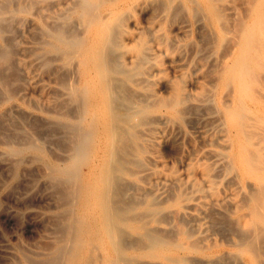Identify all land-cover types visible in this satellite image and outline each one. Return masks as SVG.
<instances>
[{
	"label": "bare ground",
	"instance_id": "6f19581e",
	"mask_svg": "<svg viewBox=\"0 0 264 264\" xmlns=\"http://www.w3.org/2000/svg\"><path fill=\"white\" fill-rule=\"evenodd\" d=\"M44 72L62 153L42 117L44 145L2 126L13 167L33 153L62 200L23 264H264V0H0V94Z\"/></svg>",
	"mask_w": 264,
	"mask_h": 264
},
{
	"label": "rangeland",
	"instance_id": "374dc122",
	"mask_svg": "<svg viewBox=\"0 0 264 264\" xmlns=\"http://www.w3.org/2000/svg\"><path fill=\"white\" fill-rule=\"evenodd\" d=\"M234 4L238 5L237 1H234ZM22 28H24V27H22ZM22 28L20 26L18 28L19 30L17 29L20 32H18L16 29L13 30V33L15 31H17L21 35L20 36L19 34H17V32H15L14 33L15 35L13 34V36H12V37H14V41L18 45H25V46L34 45L35 38H33V37L35 36V34H34V36L31 37V35H33L32 34L33 29L24 30L25 28L24 29H22ZM11 34H12V30L9 32V35H11ZM24 34H25V36H24ZM17 35H19V36L17 37ZM29 38H33V41H32V39H29ZM23 40H26V41L23 42ZM21 41H22V43L20 44ZM19 57H21V56H19ZM21 76L22 75H20L18 77V79H20L19 81H17L18 79H15V80H13V79L11 80L10 79V80H8V81H10L9 84L7 83L8 81L6 82L7 84L5 83L7 85V86H5V88L7 87L5 90H8V92H10V90L13 88L12 87L11 89H8L11 86L10 84L12 83V85L14 86V85H16L15 83H17V86L18 85L19 86L18 87L14 86L17 89H14V88H13L14 90L12 89V92H14L16 90V92H15L16 94L12 93V92H10V94H9L7 91H6L7 93L4 91L6 93L4 96H2L0 94V99H1L0 109H3V110H0L1 111L0 112V117H1L0 122H1V120H3L4 122L6 121L5 123L3 121L1 122L2 124L0 123L1 124L0 125V131H1V129H3V127H7V129H9L8 132L6 131V134L8 136H6L4 134L5 130H7L6 128H5V130L3 129L1 131L3 133V137H1V134H0V264H17L18 262H19V264L20 263L23 264L24 260L27 258V256H28L27 259H30V260L31 259H33V260L34 259H36V260L41 259V258L44 257L43 255H46V252H49L51 250L50 248L53 247V245L55 243L54 240L56 239V234L59 235L57 233L58 231H56L57 230L56 229V225H58V223H57L58 222L57 221L58 220L57 211L58 212L60 211V207H61L60 203L62 204V200H61V198H57V197H59V194L57 192L58 191L57 187L54 185L55 182L53 183V181L49 177H47V178H48V181H50V183L46 182L47 180H46L45 177L48 176V173H47V171H45L43 173V171L46 170V169H44V170L42 169V168H44V165L41 163V161H39V160L36 161L37 159H35L33 153L24 154L23 157H21L23 159H21L22 161L19 164L21 166H17L15 168V167H13V162L11 163V159H14V158L7 153L5 148L7 147V143L8 142L12 141V139L14 138L13 141H12V144H13V142L15 141V138H17V137H13V135H11L12 139L11 140L8 139V138H10V135L8 134V133H11L10 130L16 131V133L13 132V134H15V135L20 134L18 136H21L24 133L23 138L18 137L20 139V141L16 139L17 143L23 142V139L29 138V139H33L34 140V138H37L36 140H38V141L35 140V142L40 143V144L43 143L42 145H44V142H45L44 140L45 139H49V137L52 134V132L54 130H56L55 127H54L55 123L53 124V122L55 120H57L58 113H56V114L54 113V111H55V109H54L55 107L54 106H55V104L59 103V100H60L59 98L63 97L62 95H60L61 94L60 91H63V89H61L60 86H58L59 83L57 81L59 80V78H57L58 79L57 80L54 77L56 75H54V74L52 75L49 72H46V73L44 72V74L41 73L39 75V76H41V78H39V76H36L37 78L36 77L35 78L38 79V80H35L34 78H33L34 80L33 79L28 80L25 76L24 77L23 76L21 77ZM43 77L46 78V79H43ZM51 78H53V79H51ZM22 79H23V81H22ZM25 80H27V82ZM48 80H50V81H48ZM11 81H13V82H11ZM55 81L58 83V84L56 83L57 85L55 84ZM19 82L22 83L21 85L23 87L24 86H27V87L26 88L25 87L24 88H22V87L20 88L21 85H20ZM36 83H37V85H36ZM38 83H40V85ZM27 84L30 85V87ZM49 84H50V86H49ZM41 85L43 87H45V88L47 87V88L46 89L42 88ZM33 87L35 89H33ZM39 87H41V89ZM38 88H39V90H38ZM55 88L58 89V91L55 90ZM37 90H38V92H37ZM24 91H25V93H24ZM55 92H57L59 94V96H57V93H55ZM21 93H23V94H21ZM54 93H55V95H54ZM12 94H14V95H12ZM24 94H26L25 95L26 97L23 98ZM16 95H17V97H16ZM30 95H32V97H30ZM33 96H35L34 98H37L38 96H40V98L39 99L37 98V100H36V99H33ZM43 96H45V97H43ZM52 96L54 97V100L52 99ZM27 97H29V98H27ZM20 99H22V100H20ZM43 100L45 101L44 103H42ZM3 101H4V103H3ZM38 101H40V102L38 103ZM11 102H12V108H11ZM40 103H41V105H40ZM51 103H52L53 107L50 105ZM15 104H16V106H15ZM42 104H44V105H42ZM47 104L49 105V107L45 108V106ZM24 105H26V106H24ZM35 105L37 106V108L34 107ZM6 106L8 107V110H7ZM40 106H43V108H41ZM1 107H3V108H1ZM49 108H50V110H49ZM51 108H52V110H51ZM20 109H22L23 112ZM30 109H32V110H30ZM41 109H48L49 112H47V110H41ZM56 109H57V107H56ZM6 110H7V112H6ZM11 110H15V112L17 111L18 114L12 116L11 115V113H12ZM25 111L29 112V113L27 114ZM15 112H13V114H15ZM45 112H47V113H45ZM7 113H8V116H7ZM19 114H21V115H19ZM23 114H24V116H23ZM32 114H35V115L31 116ZM53 114H55V115H53ZM36 115L37 116L40 115L39 116L40 118L37 117ZM10 116H12V117H10ZM19 116L22 118L21 121L19 119L20 118ZM41 117L44 119V121L46 123H48V130L49 129L51 130V132L49 131L50 133L48 132L50 135L47 134V132H46L47 128L45 130L43 129V128H45L47 126V124L45 122L42 123V121L40 122V121L37 120V118L39 120H43ZM7 119L9 120V122L11 120H13V122H14L15 119H16L17 121H19V122H17V121L16 122L20 123V125L22 124L21 122L23 120L25 122L23 124L24 125L26 124V125L25 126H21V128H20L19 127L20 125L18 124L19 126H16L17 124L15 122H14L15 124L12 123V122H10L8 124V120ZM29 119H30V123H31V121H32V123L35 122L33 124V126L35 125L36 128L33 127V126H32V128H28V127H31V125L29 123ZM32 119H35V121L32 120ZM45 119L51 121L52 123L49 122V121H46ZM37 122H39V123H37ZM28 124H29V126H27ZM38 124L41 125L42 128L40 127V129H42V130H38V128H39V126H37ZM42 124H43V126H42ZM49 125H50L51 128L49 127ZM11 126H14L15 128L11 127ZM24 127H25V130L27 128L29 130H26V132L24 130V132H23L22 129ZM52 128H53V131H52ZM32 131L33 132L35 131V132L31 133V135H33V134H35V135H33V136L29 135L28 137H25L26 134H29ZM41 132H44V133L46 132V134L41 135ZM4 135H5V137H7V139L4 137ZM38 136H40L41 139H43V137H44L43 142L41 141L40 137H38ZM47 136H48V138H47ZM56 137L59 138V132H57V130H56V132L54 131V134H52V136L50 138L51 141H49L50 140L49 139L48 140L49 142H45V145H44V147L46 145L49 147L52 144L50 142L54 141V143H55V144L53 143L54 147L53 146L49 147V148L47 147L50 152L47 151L48 149L45 147L47 149L45 151H46L47 155L50 158H52L54 156V154H55V157H56L57 156L56 153H59V152L55 151V147H56L57 151H60V149L58 148L56 140H54V139H57ZM2 138H3V141L6 142V140H7L8 142L7 143H2L3 142ZM4 139H6V140H4ZM52 139H53V141H52ZM16 142H14V143L16 144ZM10 143H8V145ZM177 147H179V148H177ZM51 148H52V151H51ZM53 148H54V150H53ZM180 149H181V145L175 146L173 148H170L167 145L159 146V147L157 146L156 147V150L159 151L160 155H159V153H157L158 151H156V153H157L158 156H160V159L162 158L163 161H165L164 163H165V166H167V170L170 169V168L174 169V167L176 169L178 167V164L174 162V156L176 157L177 155H175V154H177V153L179 155V153L181 151ZM53 151H55L56 153L53 152ZM30 154L34 158L30 157L31 156ZM51 154H53V155L51 156ZM60 154L58 156H60ZM166 154H167V156H166ZM25 157H26V159L29 158L28 159L29 161L27 160L29 163L25 160ZM170 160H172V162ZM10 163H11L13 168L10 166ZM25 163H27V164H25ZM30 166H33V167H30ZM165 166H164V169L166 168ZM38 168H41L42 172H41V170L39 171ZM14 169H15V171H14ZM15 173H16V175H15ZM18 176L20 177L19 179H17ZM11 178H12V181H11ZM43 180H46V181L43 182ZM49 184H51V185H49ZM43 185H45V186H43ZM53 185H54L55 188L53 187ZM59 199H60V201H59ZM58 204H59V206H58ZM55 212L57 213L56 217H55ZM51 214H54L53 216L55 218H57L56 220H55V218L53 219V220L57 221V222L53 221V222H55V224L51 223L52 222V218H53V216ZM49 217L51 219H49ZM52 225L53 226L55 225V229H54V227ZM46 229H48V230H46ZM50 232H52V234H50ZM51 241H54L53 244L51 243ZM48 246H51V247L48 248ZM41 247H43L44 249L41 248ZM46 249H47V251H46ZM24 254H25V256H23ZM21 259H22L23 262L21 261Z\"/></svg>",
	"mask_w": 264,
	"mask_h": 264
}]
</instances>
